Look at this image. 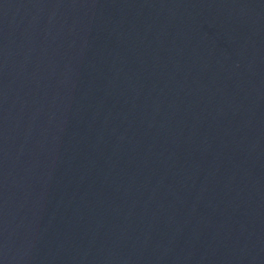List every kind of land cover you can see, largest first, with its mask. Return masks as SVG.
Instances as JSON below:
<instances>
[{"label":"water","instance_id":"1","mask_svg":"<svg viewBox=\"0 0 264 264\" xmlns=\"http://www.w3.org/2000/svg\"><path fill=\"white\" fill-rule=\"evenodd\" d=\"M0 264H264V0H0Z\"/></svg>","mask_w":264,"mask_h":264}]
</instances>
